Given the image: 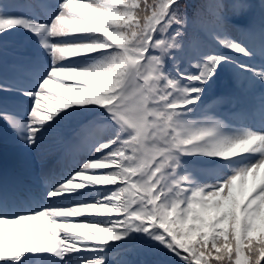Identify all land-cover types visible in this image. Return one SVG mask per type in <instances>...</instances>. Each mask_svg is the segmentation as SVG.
I'll list each match as a JSON object with an SVG mask.
<instances>
[{"label": "snow or ice", "instance_id": "6c2138e0", "mask_svg": "<svg viewBox=\"0 0 264 264\" xmlns=\"http://www.w3.org/2000/svg\"><path fill=\"white\" fill-rule=\"evenodd\" d=\"M183 7L0 0V50L36 46L0 76V124L70 159L38 201L0 189V264H264V64L245 62L264 57V18L238 39L229 12L251 4L210 0L199 24ZM224 72L261 89L243 117L206 107Z\"/></svg>", "mask_w": 264, "mask_h": 264}, {"label": "rangeland", "instance_id": "374dc122", "mask_svg": "<svg viewBox=\"0 0 264 264\" xmlns=\"http://www.w3.org/2000/svg\"><path fill=\"white\" fill-rule=\"evenodd\" d=\"M230 24L233 26L231 28V34L241 39L236 34V30L240 29L242 25L237 24L234 21V18L231 12H229ZM243 16L245 14L242 13ZM249 18V17H247ZM256 61H245L254 63L257 65L264 64V57L257 55ZM243 84V83H242ZM244 86V84H243ZM52 87V86H51ZM55 86L53 85V88ZM62 91V89L55 88L54 92L57 93ZM233 96V95H232ZM232 96L222 95L224 99H222L223 103L216 107V111L220 114L228 115L236 117L235 114L239 111H242L246 105H249L250 99L248 96L243 97L239 102L232 104ZM206 104V102H205ZM11 137L9 143L3 144L4 151L12 153V157L17 160L16 167L14 169L22 176L28 177V183L38 184L36 188L37 194L43 191L47 185L52 183L51 176L52 174H58L62 169H66V167L70 163L69 157L64 154V150L60 146L57 141V137L55 135L46 136L41 142L38 144L36 148H27L24 146L13 134L11 131ZM17 152L15 155L14 153ZM3 159L0 156V160ZM23 171V173H21ZM0 175H4V171L0 170ZM25 177H23L25 179ZM43 177L48 179V182L43 181ZM50 177V178H49ZM56 179V178H54ZM24 184L25 181H20ZM27 183V185H28ZM30 186V185H29ZM39 199V197H38Z\"/></svg>", "mask_w": 264, "mask_h": 264}]
</instances>
